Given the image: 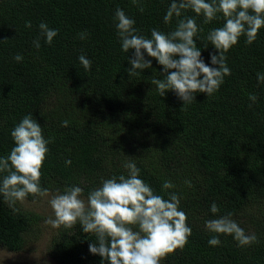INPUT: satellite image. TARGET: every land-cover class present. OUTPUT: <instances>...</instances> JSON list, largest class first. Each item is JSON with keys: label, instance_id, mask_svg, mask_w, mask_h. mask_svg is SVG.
Masks as SVG:
<instances>
[{"label": "trees", "instance_id": "1", "mask_svg": "<svg viewBox=\"0 0 264 264\" xmlns=\"http://www.w3.org/2000/svg\"><path fill=\"white\" fill-rule=\"evenodd\" d=\"M170 2L0 0V156L13 147L11 129L32 113L44 136L52 138L41 169L43 188L62 193L78 185L87 202L89 191L104 179L127 175L124 164L134 161L156 194L180 197L192 229L183 249L160 264H264V83L257 82V73H264V28L252 44L242 35L225 53L231 75L216 93H197L182 105L173 91L161 97L151 83L163 78L154 58L146 57L152 59L151 69L128 74L132 50L121 51L114 22L120 8L135 19L138 34L149 37L152 28L170 32L178 19L163 22ZM183 15L195 17L202 28L197 43L208 45L202 48L207 63L215 51L207 34L224 20L205 24L191 10ZM42 21L58 30L51 44L40 33ZM81 32L86 39H80ZM18 53L21 62L13 59ZM81 54L92 61L90 71L80 64ZM165 180L175 187L162 191ZM37 197L30 194L26 200ZM213 202L220 209L215 216L209 211ZM15 207L17 212L0 198V247L18 252L39 215L21 202ZM227 213L257 240L241 247L231 235L221 234V245L209 246L214 233L204 222ZM91 242L95 234L84 233L79 224L61 226L48 250L58 264H104L89 252Z\"/></svg>", "mask_w": 264, "mask_h": 264}, {"label": "clouds", "instance_id": "2", "mask_svg": "<svg viewBox=\"0 0 264 264\" xmlns=\"http://www.w3.org/2000/svg\"><path fill=\"white\" fill-rule=\"evenodd\" d=\"M141 0H132L139 4ZM139 10L142 12L143 8ZM187 10L195 16H203L205 24L220 17L222 27L212 28L207 41L215 50L209 53L208 62L198 46L202 28L193 16L183 15ZM173 17L178 18L174 30L163 32L157 28L150 30V36L138 34L135 19L117 8L114 13L115 28L121 51L131 57L127 60L129 75L137 70L152 68V59L161 68L163 78L152 80L161 97L169 90L182 101V105L195 100L197 93L206 97L216 93L224 83L225 76L231 75L225 53L243 35L245 42L252 44L261 28H264V0H171L163 16L169 24ZM31 27V22L26 23ZM44 42L51 44L58 30L50 28L46 22L39 25ZM85 32L80 39H86ZM39 48L40 41H33ZM13 59L21 62L23 56L16 54ZM85 71H90L92 61L81 54L78 57ZM258 84L264 83V73H257ZM252 102L257 100L250 94ZM68 121H62L67 126ZM13 147L7 155L0 156V198L17 212V202H24L31 195H49V189L41 186V169L50 149L52 138H46L43 127L32 113L24 115L11 129ZM71 164L70 160L65 161ZM127 175L104 179L99 187L88 192L87 202L82 199L83 188L70 185L62 193L49 200L53 215L45 223L53 228H71L79 224L84 233H94L96 242L89 243V252L101 257L104 264H160L162 258L176 249H183L192 229L187 223V213L180 208V197L171 192L168 198L154 192L152 186L140 176V168L134 161L124 164ZM185 183L191 187L190 181ZM175 185L165 180L162 191L173 189ZM214 216L219 213L215 202L209 207ZM232 213L219 215L204 222L205 228L214 235L208 239L209 246L221 245L220 235H231L238 246L250 245L257 240L255 234L245 230L231 218Z\"/></svg>", "mask_w": 264, "mask_h": 264}, {"label": "rangeland", "instance_id": "3", "mask_svg": "<svg viewBox=\"0 0 264 264\" xmlns=\"http://www.w3.org/2000/svg\"><path fill=\"white\" fill-rule=\"evenodd\" d=\"M56 194L49 191L47 196L22 202L23 208L35 212L39 218L27 237L23 250L13 252L0 247V264H58L52 259L48 250L50 241L58 228L45 223L46 219L53 215L49 200Z\"/></svg>", "mask_w": 264, "mask_h": 264}]
</instances>
